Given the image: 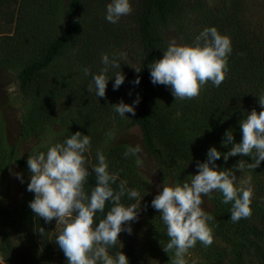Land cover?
<instances>
[{
    "label": "rangeland",
    "instance_id": "rangeland-1",
    "mask_svg": "<svg viewBox=\"0 0 264 264\" xmlns=\"http://www.w3.org/2000/svg\"><path fill=\"white\" fill-rule=\"evenodd\" d=\"M142 1L129 0L133 9L131 14L122 16L117 23L112 24L105 19L106 5L111 0H84L77 45L62 48L49 68L36 73L31 82L22 88L18 77L22 68L41 61L45 48L64 31L65 11L69 0H0V161L13 148L17 160L10 161L7 165V201L10 203L22 198L21 185L27 190L31 177L27 166L29 156L39 152L46 153L48 147L64 143L77 131L88 136L90 132H96L104 147L124 145L128 148L140 145L142 149L131 158L139 183L136 190L142 200L138 219L130 224L135 235L145 239L148 232L166 230L159 212L151 207L152 199L162 191V186L190 182L191 175L198 172L189 161L171 156L168 136L172 134L178 143L186 144L185 149L189 146L192 159L197 162L210 147H215L222 154L231 148L229 145L227 148L222 145L224 139L221 133L215 130L212 123L204 120L202 107L199 108L197 102H205L208 108L213 92L224 88L232 103L227 110L229 115L242 119L253 109L257 113L261 110L258 99L264 95V82H258L249 75L236 71L228 61L223 83L215 87L208 82L202 87L199 97L192 100H175L169 86L156 84L151 100L160 119L153 124L154 143L163 157L162 164H158L147 153L139 129L129 126L132 115L125 113V117H121L114 112L112 106L121 100L133 105L135 100L134 81L140 72L137 73L132 67L141 68L137 26ZM194 2L186 15L170 11L165 27L156 16L152 17L151 31L159 40L160 59L172 39L179 45L194 46L195 37L203 29L212 27L221 0ZM225 2L237 4L241 20L255 36L252 39V54L264 67V0ZM122 52L126 55L121 56ZM105 53L110 60L113 57L117 59L125 79L118 89L113 90L114 75L119 69L109 68L106 73L109 80L105 97L96 96L93 84L90 96L96 109L93 108L90 112L88 107L77 102L75 93L92 84V74H100L104 67L101 58ZM84 68L90 69L88 76L84 75ZM83 155L87 170L93 168L90 151ZM222 157L223 155L220 159ZM229 158L227 162H222L228 164ZM138 159L141 161L139 166L136 163ZM261 168L233 171L236 186L239 187L241 181L250 177L252 187L264 175ZM224 169L230 168L226 165ZM17 173L23 182L17 177ZM30 193L35 196L33 192ZM203 201V210L211 211L212 203L208 197H203ZM60 227L62 226L56 225L55 235ZM187 258L189 261L203 259L196 249L189 251ZM151 264L164 263L156 255Z\"/></svg>",
    "mask_w": 264,
    "mask_h": 264
},
{
    "label": "clouds",
    "instance_id": "clouds-1",
    "mask_svg": "<svg viewBox=\"0 0 264 264\" xmlns=\"http://www.w3.org/2000/svg\"><path fill=\"white\" fill-rule=\"evenodd\" d=\"M129 0H111L106 5L105 19L112 24L119 21L122 16L132 12ZM232 52L230 38L221 35L215 27L203 29L195 37L194 46L179 45L172 39L161 59L155 60L149 66L151 82L156 85L169 86L175 100H192L198 98L204 85L211 82L219 87L226 78L228 70V57ZM121 56L126 53H120ZM104 67L100 74H92V84L88 91L95 86V94L105 97L109 78L106 73L109 68L119 69L114 75L113 90L118 89L124 82L125 76L120 71V63L115 57L111 60L108 54L102 55ZM139 73L140 67H132ZM84 75L90 74L89 68L83 69ZM137 76L134 81L139 84ZM131 94V93H129ZM139 103V96L133 105ZM258 103L261 107L259 113L253 109L247 117L240 120L241 140L234 142L233 133L227 130L224 134L223 146L231 145L226 153L210 147L207 159L197 162V174L191 175L190 182L162 186L151 201V207L159 212L166 234L169 238L163 246L165 253H173L171 264H187L185 259L189 249L199 242L205 248L213 243L212 228L209 221L214 217L206 213L201 207L203 197L212 199L213 192L222 194V204L231 203L230 219L239 222L241 219H250L252 216L251 178L241 181L236 186V175L231 169L218 170L215 161L223 155L227 162L229 157L240 155L250 157L252 162L247 163L241 159L236 164L238 171L245 167L254 170L264 161V95L260 96ZM121 100L114 104L113 110L121 117L125 113L135 116V108ZM91 147L88 135L77 131L67 138L64 143H57L48 147L47 152H39L29 156L27 166L31 173L27 190L35 194L29 203L32 212L43 218L45 223L56 220L59 228L55 243L67 258V264H129L128 258L121 251L115 256L109 254L108 249L116 245L121 232L131 234L130 222L138 219L140 211V193L136 189H128L127 181L121 180L119 190H114L112 184L118 179V174H110L106 157L97 151L98 163L92 168L95 173V187L88 195L84 185L90 175L85 167L86 151ZM142 149L140 145L128 147L123 153L124 157L136 156ZM139 166L141 161H136ZM23 182L19 173L16 174ZM127 194L129 199L139 202L124 206L121 198ZM106 202L112 207L106 216L95 223L97 212L103 213ZM42 235L44 229L40 227ZM122 246V245H121Z\"/></svg>",
    "mask_w": 264,
    "mask_h": 264
},
{
    "label": "trees",
    "instance_id": "trees-1",
    "mask_svg": "<svg viewBox=\"0 0 264 264\" xmlns=\"http://www.w3.org/2000/svg\"><path fill=\"white\" fill-rule=\"evenodd\" d=\"M221 0L220 9L215 16L212 27L224 36L230 38L232 52L228 57L230 66L245 75H249L258 82H264V67L252 54L253 37H255L247 25L241 20L239 9L236 3L229 4ZM84 0H69L65 11L66 27L62 34L45 48L43 59L34 62L20 71L18 77L20 85L24 88L29 84L33 76L39 71H43L51 65L54 57L66 45L75 47L80 31V15ZM195 4L194 0H143L142 9L138 16L137 41L139 45V57L141 71L140 82L135 84V100L139 96V103L135 105V116H131L129 126L137 127L141 134L142 143L149 155L155 158L158 164H162L163 157L161 151L154 143V122L160 121L153 106L151 96L156 85L151 82L149 66L155 60L160 59V49L158 39L152 34V17L156 16L163 27L167 24L170 11L186 15ZM224 88L218 89L211 95L208 108L206 103L198 101V107H202V114L205 121L212 123L215 130L221 133V137L227 130L232 131L234 142L241 140L240 120L245 118H235L228 114L232 106L230 99L226 95ZM222 97H220V95ZM75 98L81 106L88 107L90 112L96 106L91 100L88 88H83L75 93ZM209 100V99H208ZM89 112V113H90ZM91 139L90 153L93 165H97V151L99 150L106 157L108 171L110 174H118L117 181L112 184L114 190H119L121 180H126L128 189L138 188V178L135 172V164L131 160L132 156L124 157L127 150L124 145L104 147L98 139L96 132H90ZM168 145L171 149V156L180 160H187L197 170V161L192 159L191 148H186V144L178 143L174 135L168 136ZM228 146V145H227ZM226 146V148H227ZM229 146H231L229 144ZM15 149H11L0 161V264H67V258L63 251L55 243L54 229L56 220L45 223L43 218L36 216L29 203L34 199L33 194L21 185L23 196L14 203L7 201L8 183V163L16 162ZM199 162L207 159L204 152ZM134 159V158H133ZM251 163L250 157L240 155L230 157L228 164L222 159L215 161L218 170H224L228 165L232 171L236 170L239 160ZM260 171L264 172V161L261 162ZM258 167V168H259ZM244 169H248L245 167ZM257 169V168H256ZM253 171L251 169H248ZM90 175L84 185L85 192L90 195L95 187V173L92 168L88 170ZM174 181L176 178L173 177ZM183 179V178H182ZM252 216L250 219H241L239 222H232L230 219L231 203L222 204V194L212 193V209L206 212L214 217L209 221L212 228L213 243L205 248L197 242L194 248L202 256V260L189 261L186 254L187 264H264V175L260 180L252 184ZM124 206L136 203V199H129L127 194L121 198ZM112 207L111 202H106L103 213L97 212L94 218L98 224ZM132 223V222H130ZM42 227L44 233L41 235L39 229ZM132 227V224H130ZM219 239V242L217 240ZM116 245L110 247L108 252L115 256L121 251L128 258L129 264H151L153 256H159L164 264H171L173 253L168 254L163 251V246L167 244L169 238L166 230L163 232H148L145 239L138 238L132 231L131 234L121 232ZM122 245V246H121Z\"/></svg>",
    "mask_w": 264,
    "mask_h": 264
}]
</instances>
